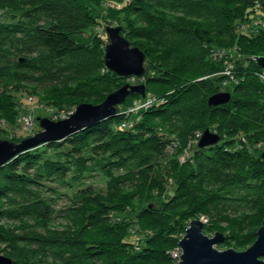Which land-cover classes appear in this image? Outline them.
Returning <instances> with one entry per match:
<instances>
[{
  "label": "trees",
  "instance_id": "16d2710c",
  "mask_svg": "<svg viewBox=\"0 0 264 264\" xmlns=\"http://www.w3.org/2000/svg\"><path fill=\"white\" fill-rule=\"evenodd\" d=\"M261 5L262 0H0V9L18 13L0 19V90L19 72L52 95L58 113L83 102L101 103L133 79L105 64L97 26L100 7L123 13L129 19L130 43L140 46L147 59L155 58L152 73L133 80L146 84L145 97L132 93L115 117L0 165V217L21 225L16 233L0 229V242L8 245L13 264H175L173 250L183 222L202 215L216 226L204 228L226 232L237 248L255 242L264 220V158L249 138L264 136V69L254 62L264 55V26L252 14ZM213 48H235L238 59L233 97L217 106L208 100L222 89L225 66L210 58ZM21 54L28 57L19 59L23 64L9 62ZM148 97L156 98L150 108L127 111ZM0 116L12 121L20 116L17 104L1 92ZM126 120L133 126L124 127ZM208 128L221 140L203 148L194 145L195 134ZM33 130L22 134L31 136ZM170 147L178 149L167 169L172 191L168 182L156 184L154 178ZM188 149L191 156L181 162L179 155ZM96 169L128 170L125 177L108 182L115 200L126 192L119 184H133L142 170L145 177L138 182L155 189L152 197L158 204L137 218L166 219L164 226L155 224L145 239L129 241L126 229L119 231L109 216L99 214L106 195L91 185L78 187ZM55 186L75 190L67 208L74 229L50 228L56 199L40 192L57 193Z\"/></svg>",
  "mask_w": 264,
  "mask_h": 264
},
{
  "label": "rangeland",
  "instance_id": "374dc122",
  "mask_svg": "<svg viewBox=\"0 0 264 264\" xmlns=\"http://www.w3.org/2000/svg\"><path fill=\"white\" fill-rule=\"evenodd\" d=\"M114 2H118L120 0H113ZM123 1V0H121ZM117 7H119L120 5H116ZM115 6V7H116ZM101 8V14L98 15L97 19H98V29H99V35L103 36L104 38V45H103V50L105 52V48L107 46V44L110 42L106 33V27L107 26H122V30H123V36H125V38L129 41H133V39L130 37L128 30L126 28V25L129 21V19L123 14L121 13L119 10H117L116 8ZM105 15V18L102 16ZM16 16H18V13L7 8V7H3L0 9V19L1 20H9V19H14L16 18ZM258 17L259 19L262 20L263 22V26H264V9L261 7L260 9L257 10L256 13L252 14V17ZM97 29V28H96ZM97 29V30H98ZM103 33H105V35H103ZM133 46H138L136 44H133ZM140 47V46H138ZM228 49V48H227ZM233 50L236 51L235 48H233ZM241 56V55H238ZM23 57V58H28L26 55H13L10 56L9 59L11 62V64H13L15 67L16 65L19 64H23V61H20L19 59ZM211 59H213L215 61V59L213 57H210ZM230 59V58H229ZM155 60L154 57H151L149 59L146 58L145 60V67L147 69V71H150L152 73L153 70V65H152V61ZM226 60V59H225ZM233 60V64H234V68L233 70H236V62H237V56H234L232 58ZM3 61V60H1ZM8 60H4V62H7ZM218 61V60H217ZM222 61V60H219ZM17 63V64H16ZM222 63H225V61ZM18 66V65H17ZM225 66V64H224ZM21 66H19L20 68ZM23 68V67H22ZM18 69V71L22 70ZM12 69H14L12 67ZM224 74L222 72V74L224 75L225 79L221 82V90L220 91H225V92H230L233 95V88H234V84L237 82L236 80L234 81V79H230L234 76V72H233V76L231 74L228 75V72L231 70H226L224 67ZM262 75V74H261ZM139 77V76H137ZM230 77V78H229ZM136 78V77H133ZM229 80V81H226ZM132 84H142V83H137L135 81H133V79L131 78V80L129 81ZM229 82V83H228ZM8 84L5 85L6 83H3L2 89L0 90V92L5 96V97H9L12 98L13 102L17 104L20 114H24V113H28V114H32L31 119L33 122V127L34 130L33 132H35L34 134L38 133L41 130V127L39 125L38 122V117H48L51 118L53 120H61V119H65L68 117V115L70 116L76 109V106H71V107H66L64 109L63 112L58 113L56 112L57 110L61 111L54 103H53V99H52V95L43 92L41 89V86H36L33 84H30L27 80H24V78H22L19 75V72L17 73V76H15V80L12 82H7ZM234 83V84H233ZM233 97V96H232ZM31 98H33L31 100ZM137 101V100H136ZM140 102V101H137ZM135 104V102H134ZM122 105V104H121ZM119 105V106H121ZM134 106V105H133ZM123 110V108H121ZM34 110V111H33ZM55 111V112H54ZM66 114H68L66 116ZM155 123L159 126V121H155ZM22 129V125L19 122V119L17 120H8L7 118H5L4 116H0V131L2 133H0V139H7V140H11L14 141L13 138H27L29 136H24L21 132ZM213 131V130H211ZM216 132V131H214ZM33 134V135H34ZM198 134V132L195 134V136ZM203 134V133H202ZM243 135V133L239 134ZM32 136V135H31ZM245 136V135H244ZM243 136L244 140L245 137ZM202 137V136H201ZM201 139V138H200ZM199 139V140H200ZM17 142V141H14ZM175 144L173 146L176 147L177 142L174 141ZM193 144L196 145L198 143V141L196 142L195 137L193 138ZM195 142V143H194ZM249 144L253 147V149H256V147L260 148L261 150L264 151V136H260L256 139L250 140L249 138ZM86 151H84V154L88 156V154H90V151L88 150V148L85 149ZM177 148H172L170 147V151L168 152V155H166V157H169L167 159L162 158V161L159 162L158 165H160V167L162 168L161 170L156 171L154 178L155 181L157 182L156 184H160L162 185L168 182V186L170 188V191H172L173 189V178L171 179V177L168 176L167 174V169L169 168L170 164L172 163V156H174V154H176L177 152ZM51 152H53V150H50ZM262 151V152H263ZM191 152L192 149H188L187 151L183 152V154L181 153V155H179L181 162L185 161L188 157L191 156ZM262 154V153H261ZM128 170H122L120 169L115 170V169H111L109 172H105L104 170H93L91 173H86V178L82 179V183H81L78 187H81V185H91L93 186L99 193H102L104 195H106L105 197H103V201L105 202V206L100 207L99 210V214H101V216H109L110 219V223H115L116 226H120V230L121 232H123L124 229H126L128 231V239L129 241H135L137 239V237L141 238V239H145L146 238V231L148 232H153V227L156 224L157 226H164L166 219H157L156 217H150V218H145V219H141L140 216L139 218H137L138 214H141L142 210H144L146 207H150L152 208L153 206H155L156 204H158V200H155L152 195L154 194L155 189L152 188V186H150V184L146 183L145 181L143 182H138L139 180L143 179L145 177V175L142 173V170H140L141 172H138L136 175V180L133 184L128 183V182H121V184H119L120 188H124L126 189V192L123 193L121 200H115V198L113 199L112 195L110 194L109 191L110 187H109V180H116V179H120L126 176V172ZM71 178V176H70ZM170 184V185H169ZM78 187L76 188L78 190ZM54 190L57 191V193H48V191L44 190L41 193L42 197H54L56 200L54 201V215L55 218L52 221V225L50 226V228H53L54 230H70V229H74L76 227V221L75 219L69 215V210H67L68 206H70L72 202V196L75 194V190L74 188H68V187H63V186H55ZM163 191L164 189H161L160 187V191ZM155 194H158L157 192H155ZM103 195V196H104ZM107 201V202H106ZM109 202V203H108ZM118 205H115L117 204ZM16 206V205H15ZM17 207V206H16ZM66 209V210H65ZM117 210H120V212L118 213ZM57 213V214H56ZM72 215V214H71ZM133 219L136 220V222H133ZM193 219H201L205 224H209L211 226H213V222H211V220L209 221V218L207 216H197L194 217ZM192 218L186 219L183 222V225L181 223V225L183 226L181 229V235L179 237L178 242L183 238V236L186 233L187 228L190 226V222L193 220ZM158 221H161L162 223H158ZM19 222V221H18ZM16 221V219H5L0 217V229L2 231H14L19 232L18 231V226H21L19 223ZM109 223V224H110ZM263 223V222H262ZM262 225V224H261ZM210 226V227H211ZM215 226V225H214ZM208 227L207 229L204 228V232L205 234L209 235L210 237H214L215 233L217 231L224 233L225 235V240L221 243H218L215 245V248L219 249V250H226L229 248H234L236 250L242 251V250H246L245 249H240L237 248L234 243H232L231 241H229V239L226 237V232L218 229V228H210ZM216 227V226H215ZM260 228V227H259ZM258 228V229H259ZM158 231V229H156ZM251 246V245H250ZM249 246V247H250ZM176 247V249L173 250V252H175V260L176 263H178L179 259H180V255L182 254V249L180 247V245L178 244V246H174ZM172 247V248H174ZM9 247L6 243L4 242H0V253L4 256L10 257V253L8 252ZM264 259V257H263Z\"/></svg>",
  "mask_w": 264,
  "mask_h": 264
},
{
  "label": "water",
  "instance_id": "95a60500",
  "mask_svg": "<svg viewBox=\"0 0 264 264\" xmlns=\"http://www.w3.org/2000/svg\"><path fill=\"white\" fill-rule=\"evenodd\" d=\"M261 7L264 9V0ZM122 26H107L106 33L109 43L105 48V64L107 68L123 77H142L146 74L145 52L138 46H133L122 34ZM259 68L264 69V55L254 57ZM132 93L143 97L147 94L145 83L132 84L127 82L120 88L109 93L101 103L83 102L67 118L53 120L48 117H38L41 130L20 142L0 139V165L25 150L40 147L51 141H62L80 130L91 127L99 121L113 118L117 115L118 106L123 104ZM232 94L220 91L209 97L208 103L217 106L230 102ZM221 140L220 134L206 129L198 142L200 148L214 145ZM264 158V151L262 152ZM205 223L201 219H193L185 235L179 241L182 254L177 264H264V220L257 230L255 242L246 250L229 248L219 250L215 245L225 240V235L217 231L214 237L204 232ZM13 259L0 253V264H13Z\"/></svg>",
  "mask_w": 264,
  "mask_h": 264
},
{
  "label": "built area",
  "instance_id": "2783aa9c",
  "mask_svg": "<svg viewBox=\"0 0 264 264\" xmlns=\"http://www.w3.org/2000/svg\"><path fill=\"white\" fill-rule=\"evenodd\" d=\"M234 51L232 49H227V48H217V49L216 48H213L211 50V52H210L211 53V57H213L215 60H222L223 62L225 61V63H224L225 64V69L226 70H231V71L228 72V75H230V76H231V74L233 76V72H234L233 68H234V64L235 63L234 64L232 63L233 62L232 58L235 56V52ZM223 74H224V72H223ZM261 78L264 81V73H262ZM134 79L135 78H133V80ZM230 79L231 80L234 79V81L235 80L237 81V79L235 77V74ZM32 99L33 98H31V100ZM155 100H156L155 97H148V98L145 99L144 102H137V101H135L134 106H131L130 108H128L127 111L134 112L135 113V112H137L139 110L150 108L154 104ZM67 115L68 114H66V116ZM31 116H32L31 113L30 114H28V113L20 114V116H19L18 119H19V122L22 125V129H21V132L22 133H27V132H30L32 130V128H33V122H32ZM68 117H69V115H68ZM123 126L124 127H132L133 126V122L131 120H126L123 123ZM201 136H202V133L201 132H198V134L195 136L196 142L197 141L199 142V139L201 138ZM173 254L175 255L176 253L173 252Z\"/></svg>",
  "mask_w": 264,
  "mask_h": 264
}]
</instances>
